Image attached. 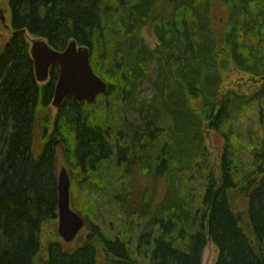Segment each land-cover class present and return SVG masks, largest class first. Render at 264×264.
Returning a JSON list of instances; mask_svg holds the SVG:
<instances>
[{
  "label": "trees",
  "instance_id": "1",
  "mask_svg": "<svg viewBox=\"0 0 264 264\" xmlns=\"http://www.w3.org/2000/svg\"><path fill=\"white\" fill-rule=\"evenodd\" d=\"M6 9L0 264H202L209 242L214 264H264V0H7ZM28 36L57 52L87 47L105 94L67 98L51 120L58 68L36 82ZM229 65L247 78L227 89ZM143 83L149 100L137 94ZM208 130L222 138L218 159ZM58 160L85 220L70 250L57 231ZM100 196L113 206L102 225Z\"/></svg>",
  "mask_w": 264,
  "mask_h": 264
},
{
  "label": "water",
  "instance_id": "2",
  "mask_svg": "<svg viewBox=\"0 0 264 264\" xmlns=\"http://www.w3.org/2000/svg\"><path fill=\"white\" fill-rule=\"evenodd\" d=\"M0 21L5 24L3 10H0ZM30 57L38 84L48 80L52 66L58 67V78L51 102L52 107L56 109L60 108L67 98H72L77 103H93L97 96L105 94L107 90V84L94 74L90 66L89 49L85 46L78 47L74 41H71L63 52L52 50L45 41L32 42ZM57 191V231L60 239L67 244L75 240L85 222L70 207V179L65 167L59 170Z\"/></svg>",
  "mask_w": 264,
  "mask_h": 264
},
{
  "label": "rangeland",
  "instance_id": "3",
  "mask_svg": "<svg viewBox=\"0 0 264 264\" xmlns=\"http://www.w3.org/2000/svg\"><path fill=\"white\" fill-rule=\"evenodd\" d=\"M6 5H7V0H1L0 1V9L4 10V15L5 18L7 20V24L8 26H10V14L6 9ZM10 30H6L4 28V26L2 25L1 21H0V48L3 45V40H5L6 38H8L10 36ZM141 36L143 37V39L145 40L146 43L148 44H152L154 41V36L152 35L151 31L149 28H145L142 30L141 32ZM30 43L36 40H41L43 41L44 39L42 38H37V37H29L28 38ZM221 76H222V83L224 85H227V89L232 88L231 84L232 82H234L239 78H247V76L243 73H237L236 70H234L232 68L231 65L228 66V71L227 73H225L224 71L221 70ZM240 83V82H238ZM229 86V87H228ZM137 94L139 95L140 98H142L143 100H149L152 97V91L150 89V86L147 83H143L142 85H140L138 87V89L136 90ZM51 110V120L54 119L55 115H56V110L54 107H50ZM130 118L134 119L135 116H133V113H129ZM253 131V125H252V119L251 118H245L243 125L241 126V137L243 139V141H249V134L250 132ZM206 147L208 149V152L211 156V159H218L219 155L221 153L222 150V146H223V142H222V138L215 132L208 130L207 134H206ZM59 153L60 151L57 150V156L59 157ZM63 166L62 162L60 160H58V171L60 170V168ZM69 175V173H68ZM71 176V177H70ZM72 179L74 177H72V175H69V179ZM71 181V180H70ZM128 187V186H126ZM164 191V187L162 188L161 185H157V187L154 189V191H151V196H154V201H160L162 198V193ZM135 192L137 194L134 195V199L135 202H138L139 200V193L138 190H135ZM133 199V200H134ZM99 202H100V212L99 214L93 218V222L99 225L102 224H107V222L109 221L110 217H111V209L113 208V206H109L108 205V199L106 196H100L99 197ZM66 244V243H64ZM75 246V241H72L71 243H67L66 247L67 250L72 249V247ZM217 257V251L216 248L209 242L207 244V247L205 248V250L203 251L202 254V264H214L215 260Z\"/></svg>",
  "mask_w": 264,
  "mask_h": 264
},
{
  "label": "bare ground",
  "instance_id": "4",
  "mask_svg": "<svg viewBox=\"0 0 264 264\" xmlns=\"http://www.w3.org/2000/svg\"><path fill=\"white\" fill-rule=\"evenodd\" d=\"M169 1V0H168ZM174 1V0H173ZM169 2H172V1H169ZM36 41H41V40H36ZM36 41H33V42H36ZM46 42V41H45ZM47 43V42H46ZM48 44V43H47ZM50 47V46H49ZM51 48V47H50ZM52 49V48H51ZM53 50V49H52ZM140 161V160H139ZM137 162V161H136ZM85 180V179H84ZM97 187V186H96ZM131 208V207H130ZM132 214V213H131ZM118 219V218H117ZM74 241V240H73ZM100 249V248H99Z\"/></svg>",
  "mask_w": 264,
  "mask_h": 264
},
{
  "label": "flooded vegetation",
  "instance_id": "5",
  "mask_svg": "<svg viewBox=\"0 0 264 264\" xmlns=\"http://www.w3.org/2000/svg\"><path fill=\"white\" fill-rule=\"evenodd\" d=\"M173 2V1H172Z\"/></svg>",
  "mask_w": 264,
  "mask_h": 264
}]
</instances>
